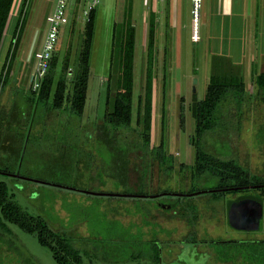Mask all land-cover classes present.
<instances>
[{"label": "rangeland", "instance_id": "rangeland-1", "mask_svg": "<svg viewBox=\"0 0 264 264\" xmlns=\"http://www.w3.org/2000/svg\"><path fill=\"white\" fill-rule=\"evenodd\" d=\"M130 1L101 0L96 9L97 19L90 58L88 100L83 120L79 123L85 130L77 131L71 127L70 132L68 131L64 135L65 139L57 140L58 135L52 129L55 121H59L57 118L55 119L52 115L48 116V127L51 126L48 129L46 126L43 127L39 117L36 123L32 121L34 114L28 122L30 125L27 129L31 134V141L28 148H25L27 158L22 170L28 177H31L32 182L31 184L30 182L18 183L14 187V193L18 204L32 215L40 213L39 204L36 202L39 200L40 194H42L43 200L51 202L48 209V215H50L53 211V195L58 193L48 185L33 184L38 179H44L49 184L65 180L68 184L73 185L72 187L77 186L78 189H87L86 191L96 193L98 191L106 193L129 191L132 193L133 185H136L139 180L138 176L132 173L130 178L128 177L127 184L119 183L117 180L113 181L112 171L104 167L103 164L106 163L104 158L97 154L99 148L96 143L97 132L95 131V135L91 137L92 130H96V127L104 120L106 113L113 25L114 22L121 23ZM146 1H148V5ZM156 1L158 0H133L131 21L136 29L133 121L131 128L122 134L131 140H139L140 134L144 132L149 32L152 16L156 15V13L154 14L156 8L152 7ZM56 2L57 0L14 1L0 46V77L6 73L8 65L11 68L9 84L4 90L2 98V105L6 106L8 114L16 104V93L25 94L31 89V80L36 69L34 53L43 43L48 30L46 18L54 9ZM160 7L162 9H160L161 24L158 26L154 46L151 146L155 150L162 147L165 156L174 157L177 171L175 169V174L171 173L173 175H169L168 179L165 177L167 167L154 160L155 164L152 163L150 169V196L157 195L159 190L172 189L176 192H188L193 187L195 148L192 146L191 140L195 135V120L192 109L195 101L205 99L210 79L216 77L213 74L210 78L212 67L216 66L218 61H223L209 55L206 39L203 38L198 42L193 40L192 0H179L177 12H174L176 19L173 18L177 23L175 25L177 31L173 30V26L163 24L168 20L169 10L167 7L165 8V5ZM200 15L202 16V8ZM87 20L88 18L83 15L80 18L75 17L65 28L56 52L59 57L58 73L65 63H69L70 68L74 70L79 66ZM35 39V47L32 56H30ZM226 68H224L226 70L224 74L222 73L224 70H222L217 76L230 78L238 76L239 71L241 72L238 68L234 72H229V68ZM71 76L72 74H69V80ZM115 80L116 77L113 76L111 81L113 94L116 93ZM247 94L251 95L250 91ZM256 104L257 106L251 114L254 116V120L251 125L244 124L240 141L235 142V145L238 143L235 151H238L237 156H240V162L244 166L249 167L253 173L264 176V143L256 141L258 125L264 124V104L259 100L256 101ZM23 112V109L19 110V114ZM14 126L18 131L19 127L24 125L14 124ZM177 137L179 138L177 139ZM119 142L121 148L125 144L127 145L123 139H119ZM64 146L67 149V156L69 151L74 161L81 162L75 165V168L73 166V171L69 170L70 173L60 169L61 164L65 165L68 163L66 161L70 160V156L69 159L64 156ZM58 161L63 162L58 164ZM99 173L102 175L97 178ZM104 174V180L108 182L106 185L100 186L104 181ZM93 176L96 178L94 181L90 179ZM0 181L10 183L9 178L4 176H0ZM123 186L126 188H122ZM248 193V196L260 199L259 192L251 190ZM212 196L213 194H203L192 197L170 196L157 199L97 196L95 199H89L92 205L87 209L85 207L90 204L88 196L82 193H72L68 196L59 195L54 208L58 216L64 220V224L68 225V231L76 239L91 238L93 236L92 227L96 226L95 230H99V218L106 213L114 215L121 227L129 228L140 236L144 234L146 240L152 241L153 234H157L156 240L159 241V246L162 248L160 264H219L209 242L264 241V219L258 232H239L229 226V203L239 199L240 195L226 194L220 199ZM64 197H66L67 208L76 203V209L79 204L82 212L72 208L64 210V204L60 201ZM190 200H193L191 203L198 214L196 221H191L189 217L171 216L168 210L169 213L165 211L166 209L162 210L163 213L160 210L156 211V205L159 206L160 203L178 204L179 207H184ZM42 211L44 214L46 213L45 210ZM146 216H149L151 220L150 225H147L142 219ZM55 221L58 222L59 219L57 218ZM10 228L16 234L17 240L23 245L25 251H28L36 259L37 264H57L51 249L42 246L36 236L27 234L14 225H10ZM116 228L120 230L119 227ZM193 228L196 230L197 240L190 233ZM9 237L12 238L9 234L0 233V264H31L24 252L18 251L16 246L10 243ZM187 240H193L196 243H186ZM96 264L114 263H103L100 259ZM117 264H153V262L149 259H139Z\"/></svg>", "mask_w": 264, "mask_h": 264}, {"label": "trees", "instance_id": "trees-1", "mask_svg": "<svg viewBox=\"0 0 264 264\" xmlns=\"http://www.w3.org/2000/svg\"><path fill=\"white\" fill-rule=\"evenodd\" d=\"M14 1L0 0V46ZM132 15L133 0L130 1L128 8H126L121 23L114 22L113 25L106 113L104 120L96 127V130H92L93 134H91V137L95 135L96 131L98 138L96 143L99 146L97 154L104 158L106 162L103 164L104 167L112 171L111 178L113 181L117 180L119 183L127 184L129 182L128 177L130 178L132 173L139 178L136 185L132 184L134 186L132 193L129 191H113L110 193L147 196L144 199H149L151 193L149 192L150 169L151 164H155L154 160L163 164L159 165L167 167L165 177L168 179L175 174L176 166L175 158L165 156L162 147L155 150L151 146V97L157 29L155 15L152 16L149 32L144 132L140 134L139 140H131L126 138L127 136L122 135L131 128L133 121L132 101L134 95L136 29L131 21ZM96 19L97 10L95 9L90 13L85 25L79 66L74 70L70 68L69 63H65L58 73L59 57L56 54V50L50 63V69L42 80L39 89L33 90L34 84L31 80L29 92L25 94L16 93L15 96L18 98L16 97V104L9 114L6 106L2 105L3 93L9 84L11 75L9 65L6 73L0 77V176L10 180V183L0 181V233L11 235L12 238L10 239L9 237L10 243L14 244L18 251L24 252L31 264H37L36 259L28 251H25L10 225L16 226L27 234L36 236L42 246L51 249L57 264H96L100 259L103 263L114 264L149 259L153 264H160L162 260V248L159 246V241L156 240L157 234H153L152 241L146 240L141 232L142 236L133 233L129 228L121 227L114 215L108 213L101 215L99 218V230H95L96 226H91V233L93 234L91 238L76 239L68 231V225L66 226L64 220L56 213L54 206L57 198L59 195L68 196L72 195V193L85 194L88 196V202L90 203L85 207L88 209L92 205L89 199H95L97 196L80 192L78 190L86 191L87 189H78L77 186L72 187L73 185L68 184L65 180H58L49 184L44 179H38L37 181L44 183H33L39 184V186L48 185L58 192L55 196L53 195V211L50 215H48V209L51 202L43 200L42 194H40L39 200H36L40 208V213L37 215L30 214L15 200L14 187L18 183L30 182L31 184L32 182L31 177H28L22 170L27 158L26 149L31 141V134H29L27 127L30 125L28 122L31 120L32 114H34V120L32 121L36 123L39 117L41 124L44 128L46 126L47 129L51 127H48V116L52 115L59 120L52 125V129L58 135L57 140L65 139L64 135L68 131L70 132L71 127L77 131L85 130L79 123L83 120L88 100L91 72L90 58L95 36ZM69 74H72L70 80ZM113 76L116 77V93L114 94L111 87ZM255 85V92L247 96L246 85L240 75L230 78L226 76L222 78L216 75V77L210 79L205 99L195 101L192 109L195 120V135L191 140L192 146L195 148L193 187L188 192H176L172 189L159 190L157 195H161V198L170 196L185 197L174 194L221 190L213 193L212 197L220 199L226 194H233L240 195L241 197L237 199L240 200L252 198L248 196V192L253 190L260 193V199L257 200L263 203L264 176L253 173L249 167L244 166L240 162V156H237L238 151H235L237 150L236 145H238V143L235 145V142L240 141L244 124L251 125L254 120V116L251 114L257 106L256 101L259 100L260 103L264 104V73L256 77ZM20 101L21 103L19 104ZM22 109L24 112L19 114V110ZM247 115L249 117H246ZM14 124H23L24 126L19 127L17 131ZM257 130L256 141L264 143V124L260 123ZM118 138L123 139L127 145L125 144L121 148ZM65 148L66 146H64L63 152L64 156H67V149ZM69 156L70 153L68 151V159ZM70 160L66 161L68 163L65 165L61 164L60 169L70 173L69 170L73 171V166L75 168V165L81 163L74 161L71 156ZM58 162L60 164L63 161ZM104 167L103 169H105ZM14 175H19V177ZM101 175L99 173L97 178H100ZM104 178L105 174L103 180ZM90 179L94 181L96 178L93 176ZM107 182V180H104L100 186L106 185ZM122 188L126 187L123 186ZM88 192L91 191L88 190ZM97 193L106 192L98 191ZM65 198L60 200L64 204V210L67 208ZM134 198L136 199L137 197ZM191 202L193 200H190L184 207H179L178 204L160 203L159 206L156 205V211L160 210L163 213L162 210L166 209L165 211L167 212L168 210L171 216L189 217L191 221H196L198 214ZM231 203H229V206ZM71 208L80 213L82 212L79 204H77V209L76 203L67 209ZM42 210H45L46 213L44 214ZM57 218L59 219L58 222L55 221ZM142 219L147 225L151 224L149 216ZM87 220L89 221V218ZM116 227H119L120 230H117ZM195 231V228H193L190 233L196 239L197 233ZM186 243H196V241L187 240ZM209 246L214 250L219 264H264L263 240L211 241Z\"/></svg>", "mask_w": 264, "mask_h": 264}, {"label": "crops", "instance_id": "crops-1", "mask_svg": "<svg viewBox=\"0 0 264 264\" xmlns=\"http://www.w3.org/2000/svg\"><path fill=\"white\" fill-rule=\"evenodd\" d=\"M178 3L179 0H158L152 6L156 8V34L161 24V5L169 10L168 20L163 24L173 26L177 31L174 12H177ZM198 33L200 41L203 38L207 40L209 55L223 60L212 67L210 78L226 67L229 72L238 68L247 93L255 92V79L264 73V0H203ZM225 72L222 71L223 74Z\"/></svg>", "mask_w": 264, "mask_h": 264}, {"label": "built area", "instance_id": "built-area-1", "mask_svg": "<svg viewBox=\"0 0 264 264\" xmlns=\"http://www.w3.org/2000/svg\"><path fill=\"white\" fill-rule=\"evenodd\" d=\"M100 1L101 0H57L54 9L48 14L46 18L48 30L43 39V43L41 47L34 53L36 69L32 78V82L34 84L35 90L39 89L42 80L45 78L50 69L51 60L57 50L65 28L75 17L80 18V16L83 15L84 17L88 18L90 13L97 9ZM192 1V12L195 23V30L192 38L195 42H198L200 41L198 23L203 0Z\"/></svg>", "mask_w": 264, "mask_h": 264}, {"label": "water", "instance_id": "water-1", "mask_svg": "<svg viewBox=\"0 0 264 264\" xmlns=\"http://www.w3.org/2000/svg\"><path fill=\"white\" fill-rule=\"evenodd\" d=\"M36 39L33 41L30 56H32L34 45ZM179 137H177L178 139ZM178 163V162H177ZM177 171V169H176ZM19 177V175H14ZM35 182H40L35 180ZM44 183V182H40ZM83 193L91 194L94 196H106V197H137L145 198L147 196H136V195H123V194H111V193H94L88 191L78 190ZM221 190H209V191H200L192 194H174L178 196L192 197L203 194H213L220 192ZM164 195V194H162ZM161 195L149 196L150 198H158ZM264 215V205L257 199L254 198H244L232 202L228 209V223L229 226L239 232H258L261 229V222Z\"/></svg>", "mask_w": 264, "mask_h": 264}, {"label": "flooded vegetation", "instance_id": "flooded-vegetation-1", "mask_svg": "<svg viewBox=\"0 0 264 264\" xmlns=\"http://www.w3.org/2000/svg\"><path fill=\"white\" fill-rule=\"evenodd\" d=\"M264 205V204H263ZM263 219H264V215H263ZM263 219H262V221H263ZM261 226H262V222H261Z\"/></svg>", "mask_w": 264, "mask_h": 264}]
</instances>
